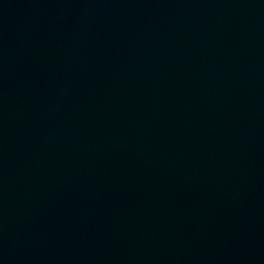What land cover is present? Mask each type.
<instances>
[{"label":"water","instance_id":"obj_1","mask_svg":"<svg viewBox=\"0 0 264 264\" xmlns=\"http://www.w3.org/2000/svg\"><path fill=\"white\" fill-rule=\"evenodd\" d=\"M0 264H264V0H0Z\"/></svg>","mask_w":264,"mask_h":264}]
</instances>
